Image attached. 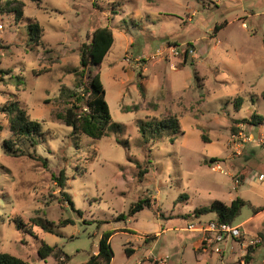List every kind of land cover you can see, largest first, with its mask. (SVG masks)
Returning a JSON list of instances; mask_svg holds the SVG:
<instances>
[{
	"label": "clouds",
	"instance_id": "clouds-1",
	"mask_svg": "<svg viewBox=\"0 0 264 264\" xmlns=\"http://www.w3.org/2000/svg\"><path fill=\"white\" fill-rule=\"evenodd\" d=\"M108 231L95 264H264V0H0V264Z\"/></svg>",
	"mask_w": 264,
	"mask_h": 264
},
{
	"label": "trees",
	"instance_id": "trees-1",
	"mask_svg": "<svg viewBox=\"0 0 264 264\" xmlns=\"http://www.w3.org/2000/svg\"><path fill=\"white\" fill-rule=\"evenodd\" d=\"M113 39H115V38L111 34H105V32L103 30H101L97 33H94L93 43L96 46V51L93 54L94 55H98L100 53L106 54L108 52V50L110 48H112ZM105 103L108 104L107 101H105ZM87 125L92 126V121H91L90 117L87 118ZM233 203H235V201ZM117 220L123 221V220H125V217L121 215L118 217ZM69 223H71V221H69ZM111 236H112L111 231L104 233L103 238L99 242V251L97 253V256H94L89 261V264H95L98 256H100V255L108 254L109 258L114 257V253H113V250L111 247V243H109ZM5 259L10 261L11 264H27V262L15 257V256H12L10 254H7V253L5 254Z\"/></svg>",
	"mask_w": 264,
	"mask_h": 264
},
{
	"label": "rangeland",
	"instance_id": "rangeland-1",
	"mask_svg": "<svg viewBox=\"0 0 264 264\" xmlns=\"http://www.w3.org/2000/svg\"><path fill=\"white\" fill-rule=\"evenodd\" d=\"M217 7H218V6H217ZM225 23H227V22L225 21ZM114 38H115V40H116L118 46L121 45V44H123V40H124L123 37L117 35V36H115ZM126 46H127V47H132L133 45H126ZM175 47H179V45H175ZM189 47H194V45H189ZM142 62H143V61H142ZM164 62H166V59H165ZM176 83H177V86H179V84L181 83V81L178 79ZM46 103H47V101H46ZM107 103H108L109 106L112 105V101H111V100H108ZM202 139H203V138H202ZM57 195H59V193H57ZM118 217H119V216H118ZM118 217L115 218V221H114V222H119V221L117 220ZM49 223H55V221H49ZM65 223H69V221L66 220ZM84 223L87 224V221H85ZM98 227H99V226H98ZM122 230H124V231H128V232H131V229H122ZM110 240H111V239H110ZM99 242H100V241H99ZM127 243L131 244L132 241L129 240V241H127ZM201 244H202V245H205L203 241L201 242ZM97 247H98V249H99V243H98ZM111 247H112V250H113V244H112V243H111ZM125 249H126V248H125ZM125 249H123V255H124L125 259H127V258H128V255L126 254ZM133 250H134V249H133ZM197 251H199V249H197ZM6 253H7V254H10V255H12V256H15V257H17V258H19V259H21V260H23V261L26 262L25 258H24L23 256H21L19 253H17L15 250H9V251L6 252ZM113 253H114V256H115L116 253H115L114 250H113ZM237 264H238V262H237Z\"/></svg>",
	"mask_w": 264,
	"mask_h": 264
},
{
	"label": "crops",
	"instance_id": "crops-1",
	"mask_svg": "<svg viewBox=\"0 0 264 264\" xmlns=\"http://www.w3.org/2000/svg\"><path fill=\"white\" fill-rule=\"evenodd\" d=\"M111 238H112V236H111ZM125 251H126V254L129 256L134 250L133 249H127L126 248Z\"/></svg>",
	"mask_w": 264,
	"mask_h": 264
},
{
	"label": "built area",
	"instance_id": "built-area-1",
	"mask_svg": "<svg viewBox=\"0 0 264 264\" xmlns=\"http://www.w3.org/2000/svg\"><path fill=\"white\" fill-rule=\"evenodd\" d=\"M194 231H200L199 229H194ZM204 242V244L206 245L207 244V241L205 240V241H203Z\"/></svg>",
	"mask_w": 264,
	"mask_h": 264
}]
</instances>
